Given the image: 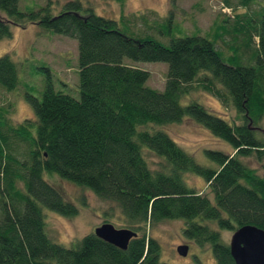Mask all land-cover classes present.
Instances as JSON below:
<instances>
[{
  "label": "trees",
  "instance_id": "trees-1",
  "mask_svg": "<svg viewBox=\"0 0 264 264\" xmlns=\"http://www.w3.org/2000/svg\"><path fill=\"white\" fill-rule=\"evenodd\" d=\"M87 3L68 0L56 11L47 0L22 10L19 0H0V38L11 35L13 24L30 22L75 37L79 76L75 97L55 88L52 68L43 62L40 97L24 92L33 118L14 124L0 105V264H174L160 259V242L150 233L156 222L170 218L183 219L184 234L211 247L215 264H235L220 231L245 224L264 228V174L241 159L264 154V126L257 125L264 117V0L255 19L247 14L241 23L238 17L228 24L231 11L223 12L213 29L180 36L171 34V15L149 21L158 36L142 35L124 14L119 21ZM226 33L233 52L223 55L216 42ZM125 57L165 61L164 89L147 85L148 70ZM21 82L17 61L9 52L1 54L0 87L10 91ZM197 86L233 108L236 118L197 100L182 103ZM186 115L234 149H204L217 167L198 162L162 127ZM18 142L26 145L22 155L15 151ZM145 152L161 158L157 167ZM187 171L204 178L205 192L186 182ZM52 174L114 202L124 226L137 232L127 247L93 231L73 246L54 241L45 208L68 215L77 208L47 177ZM193 264L202 262L195 256Z\"/></svg>",
  "mask_w": 264,
  "mask_h": 264
},
{
  "label": "rangeland",
  "instance_id": "rangeland-1",
  "mask_svg": "<svg viewBox=\"0 0 264 264\" xmlns=\"http://www.w3.org/2000/svg\"><path fill=\"white\" fill-rule=\"evenodd\" d=\"M65 1L68 0H51V3L57 11ZM241 1L80 0L84 6L88 5L87 2H89L91 8L100 15L116 18L120 21L121 15L124 14L126 17L125 22L133 27L134 31L142 35L151 34L156 36H158L156 34L158 28H154L149 21L167 17L170 15L168 13L170 11H173L171 13L173 16V31H171V34L174 36L190 34L187 32L193 29L204 34L213 29L216 22L220 23V20L225 17L228 11H231V14H228L230 16L227 20L229 21L228 24H233L238 17H240L238 23H241L247 14L255 19L262 0H251L248 3ZM46 2L47 0H19V7L22 10H29ZM141 15L146 17L147 22L140 18ZM231 36V34L226 33L223 40L218 39L216 42V47L223 51V55L224 53L233 52L232 47H229L225 42V40L228 43L233 42ZM163 40L168 41L167 37ZM257 40L258 38L254 36V43ZM6 52H9L12 58L17 61L20 79L22 80L17 88L10 91L0 87V105L6 106L9 111L8 119L14 124L28 117L33 118L32 104L26 100L24 94L30 92L40 97L44 86L45 73L38 67L42 66L43 62H47L52 68V78L56 89H61L75 97L79 96L78 48L75 37L45 31L33 22L26 23L24 26L13 24L11 35L0 38V55ZM124 61L132 66L148 70L147 85L158 90L164 89L167 72L165 61L133 60L128 57H125ZM216 85L220 87L217 83ZM28 87H31L32 91ZM190 100H197L208 110L221 114L229 120L236 118V111L233 108H225L214 93L200 86L190 90L181 102L187 103ZM257 125L264 126V117ZM162 127L200 163L217 167L214 162L206 157L205 148L220 149L225 152L234 151L230 144L212 134L202 124L187 115L179 121L163 124ZM23 148H26V145L18 142L15 150L18 155H22ZM145 154L151 167H157L161 158L152 152H145ZM241 159L258 173L264 174V154L259 157L255 153H251L250 155L241 156ZM47 177L58 184L63 191V195L77 208V213L73 215L45 208L47 232L50 237L54 238V241L66 246H73L79 238L93 231L94 227L103 221L112 222L116 227H124L121 209L114 202L102 199L93 190L61 179L55 174L47 175ZM184 178L194 189L203 192L207 190L206 181L199 174L187 171L184 173ZM183 227L184 220L181 218L161 220L150 227V233L158 238L160 242V259L174 264H193L195 256H197L202 264H215L211 247L208 244L200 245L193 239L188 238L183 232ZM220 233L222 239L229 243L233 229H222ZM182 243L189 245L186 255L179 254L176 249L177 245Z\"/></svg>",
  "mask_w": 264,
  "mask_h": 264
},
{
  "label": "water",
  "instance_id": "water-1",
  "mask_svg": "<svg viewBox=\"0 0 264 264\" xmlns=\"http://www.w3.org/2000/svg\"><path fill=\"white\" fill-rule=\"evenodd\" d=\"M93 232L104 240L120 248H126L129 240L137 235L130 227H116L112 222L104 221L94 227ZM235 264H264V228L253 224L237 227L228 244ZM177 251L186 255L188 245L178 244Z\"/></svg>",
  "mask_w": 264,
  "mask_h": 264
},
{
  "label": "flooded vegetation",
  "instance_id": "flooded-vegetation-1",
  "mask_svg": "<svg viewBox=\"0 0 264 264\" xmlns=\"http://www.w3.org/2000/svg\"><path fill=\"white\" fill-rule=\"evenodd\" d=\"M172 12H173V11H170V12H168V13H170V15L172 16V14H171ZM229 12H230V11H228V13H229ZM166 15H167V14H166ZM166 15H165V16H166ZM103 222H104V221H103ZM187 245H188V244H187ZM188 246H189V245H188Z\"/></svg>",
  "mask_w": 264,
  "mask_h": 264
}]
</instances>
